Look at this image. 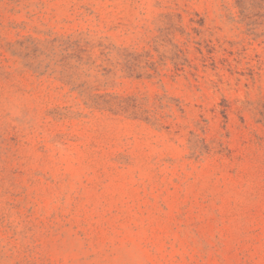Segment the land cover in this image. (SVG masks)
<instances>
[{"label":"rangeland","instance_id":"obj_1","mask_svg":"<svg viewBox=\"0 0 264 264\" xmlns=\"http://www.w3.org/2000/svg\"><path fill=\"white\" fill-rule=\"evenodd\" d=\"M0 264H264V0H0Z\"/></svg>","mask_w":264,"mask_h":264}]
</instances>
